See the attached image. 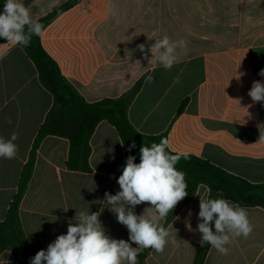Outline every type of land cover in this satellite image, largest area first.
Listing matches in <instances>:
<instances>
[{"label":"crops","instance_id":"obj_1","mask_svg":"<svg viewBox=\"0 0 264 264\" xmlns=\"http://www.w3.org/2000/svg\"><path fill=\"white\" fill-rule=\"evenodd\" d=\"M22 2L35 20L57 13L40 36L42 46L88 103L120 99L140 84L127 113L140 134L167 132L171 151L208 160L251 183H264V103H253L248 96L253 81H264L256 74L264 68V0H61L47 14L42 9L50 0ZM164 36L187 42L186 50L177 48L171 70L150 61L151 45ZM0 53V136L17 134L14 143L19 148L16 158H0L2 222L53 96L21 46L6 51L1 46ZM237 73L243 75L237 79ZM148 76L154 82L148 83ZM185 100V110L178 115ZM90 146L91 172L85 173L68 170V139L51 135L41 142L19 210L28 242L27 264L39 247L46 250L58 235L66 234L68 222L80 211L99 212L106 235L128 240L127 228L103 202L105 192L119 191L117 180L126 161L122 140L116 128L102 120ZM208 190L199 185L188 203L178 202L173 216L161 221L176 244L169 242L162 254L151 249L141 264L194 263L201 247L199 202ZM149 206L142 203L134 211L140 215ZM246 209L251 235L234 237L228 255L210 246L205 264H264V209ZM12 262L11 250L0 254V264Z\"/></svg>","mask_w":264,"mask_h":264},{"label":"clouds","instance_id":"obj_2","mask_svg":"<svg viewBox=\"0 0 264 264\" xmlns=\"http://www.w3.org/2000/svg\"><path fill=\"white\" fill-rule=\"evenodd\" d=\"M60 4L61 0H50L42 11L51 13ZM44 28L42 23L33 19L29 7L22 0H5L0 12V39L26 48L33 36L43 34ZM148 39L152 40L150 37ZM177 48L186 50L187 42L184 39L172 41L168 36L157 38L149 49L152 54L150 61L154 59L165 69L171 70L177 60ZM139 49L144 52L145 46L141 44ZM241 75L243 73H237L236 78L239 79ZM258 75L264 77V68ZM147 82H154V77L148 76ZM179 82L177 78L175 83ZM248 96L253 103H264V81H253ZM6 122L12 124L10 118ZM17 139L15 133L8 139L0 136V158H16L19 148L14 142ZM260 140H264L262 126ZM167 146L166 139L160 143L153 142L150 146L142 145L139 163H135V156L126 158L117 180L120 190L114 195L109 192L104 194L103 202L128 230L127 241L106 235L99 212L80 211L76 212L74 220L68 222L66 234L58 235L46 250L38 251L30 259V264H138L137 257L142 250L150 248L162 254L169 242L175 245L176 238H170L169 231L161 221L188 195V185L185 173L175 167L180 157L169 154ZM135 147V143H132L128 150ZM210 192L209 189L199 202V243L210 244L221 255H228L233 238L247 239L253 232V225L245 207L224 198H212ZM142 203L150 206L137 215L135 206Z\"/></svg>","mask_w":264,"mask_h":264},{"label":"trees","instance_id":"obj_3","mask_svg":"<svg viewBox=\"0 0 264 264\" xmlns=\"http://www.w3.org/2000/svg\"><path fill=\"white\" fill-rule=\"evenodd\" d=\"M4 3L5 0H0V12L3 11ZM56 14H50L37 21L46 27ZM12 45L0 39V47L2 46L4 51ZM23 49L36 66L40 82L52 94L53 106L33 141L28 161L23 166L19 177L17 193L9 205L6 218L0 222V254L7 249L11 250L13 254L11 264H27L28 242L20 222L19 210L34 171L38 148L44 138L53 135L68 139L69 154L66 166L68 170L85 173L91 172L90 139L102 120H107L116 128L122 140L126 158L129 155L135 156V163L140 162L139 149L142 145L150 146L153 142L160 143L162 139L168 141L167 132L154 136L142 135L128 119V108L140 89V84L120 99H105L96 103H88L63 76L56 61L45 51L40 36H33L31 44ZM187 102L188 100L182 102L177 112L178 115L183 113ZM132 143H135L136 147L129 151ZM166 151L180 157L175 167L185 173L188 195L183 199L184 203H188L193 198L199 185H205L211 190L212 198H224L245 208L261 207L264 209V183H251L208 160L194 155L175 153L170 150L169 146ZM173 214L174 209L166 219H170ZM212 226L215 231L214 221ZM209 250L210 244L201 245L193 264H205ZM150 251L149 248L139 253L138 264L146 260Z\"/></svg>","mask_w":264,"mask_h":264},{"label":"built area","instance_id":"obj_4","mask_svg":"<svg viewBox=\"0 0 264 264\" xmlns=\"http://www.w3.org/2000/svg\"><path fill=\"white\" fill-rule=\"evenodd\" d=\"M258 73H259V71H257V73H256V74L258 75Z\"/></svg>","mask_w":264,"mask_h":264}]
</instances>
